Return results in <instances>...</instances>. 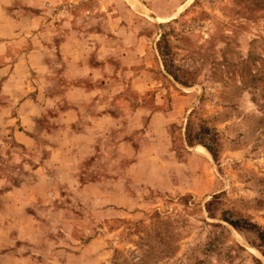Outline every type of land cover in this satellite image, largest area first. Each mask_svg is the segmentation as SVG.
<instances>
[{
  "label": "rangeland",
  "instance_id": "1",
  "mask_svg": "<svg viewBox=\"0 0 264 264\" xmlns=\"http://www.w3.org/2000/svg\"><path fill=\"white\" fill-rule=\"evenodd\" d=\"M136 1L0 0V264H264V0Z\"/></svg>",
  "mask_w": 264,
  "mask_h": 264
},
{
  "label": "crops",
  "instance_id": "2",
  "mask_svg": "<svg viewBox=\"0 0 264 264\" xmlns=\"http://www.w3.org/2000/svg\"><path fill=\"white\" fill-rule=\"evenodd\" d=\"M114 50H116V47L113 50H110V52H107V53L114 52ZM36 51H38V49ZM104 60L107 62L108 60H110V57H104ZM107 73H108V71H100L99 72V77L101 78L103 76H106Z\"/></svg>",
  "mask_w": 264,
  "mask_h": 264
},
{
  "label": "bare ground",
  "instance_id": "3",
  "mask_svg": "<svg viewBox=\"0 0 264 264\" xmlns=\"http://www.w3.org/2000/svg\"><path fill=\"white\" fill-rule=\"evenodd\" d=\"M127 2H128L131 6L139 8V4H138V2H137L136 0H127Z\"/></svg>",
  "mask_w": 264,
  "mask_h": 264
},
{
  "label": "trees",
  "instance_id": "4",
  "mask_svg": "<svg viewBox=\"0 0 264 264\" xmlns=\"http://www.w3.org/2000/svg\"><path fill=\"white\" fill-rule=\"evenodd\" d=\"M230 225H231L232 227H234V228L237 227V226H236V225H237L236 223H231V222H230ZM260 240L262 241V243H263V245H264V236H260ZM263 257H264V254H263Z\"/></svg>",
  "mask_w": 264,
  "mask_h": 264
}]
</instances>
